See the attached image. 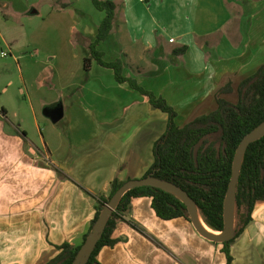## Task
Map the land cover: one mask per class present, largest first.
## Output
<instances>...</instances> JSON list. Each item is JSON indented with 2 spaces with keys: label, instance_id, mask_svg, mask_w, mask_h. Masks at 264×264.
I'll return each mask as SVG.
<instances>
[{
  "label": "crops",
  "instance_id": "crops-1",
  "mask_svg": "<svg viewBox=\"0 0 264 264\" xmlns=\"http://www.w3.org/2000/svg\"><path fill=\"white\" fill-rule=\"evenodd\" d=\"M79 1L0 0L2 13L39 20L32 40L35 50L46 45L41 63L52 69L37 88L47 93L32 103L40 138L21 123L12 129L6 108L0 115V264H46L64 243L81 244L96 215L93 195L108 197L116 178H144L167 127L168 115L113 69L94 61L85 70L104 17ZM113 1L115 27L99 46L104 60L121 58L124 75L165 97L181 127L216 110L229 80L233 91L222 96L237 102L240 83L264 65V0ZM56 33L60 39L48 40ZM58 105L64 116L54 123L46 110ZM125 219L117 244L100 251L102 264H228L222 243L185 217L160 218L150 197L133 198ZM231 254L232 264H264V201Z\"/></svg>",
  "mask_w": 264,
  "mask_h": 264
},
{
  "label": "trees",
  "instance_id": "trees-1",
  "mask_svg": "<svg viewBox=\"0 0 264 264\" xmlns=\"http://www.w3.org/2000/svg\"><path fill=\"white\" fill-rule=\"evenodd\" d=\"M91 1L105 16L99 25L96 38L89 45L90 52L84 60L85 70L89 71L94 61L113 69L120 83L128 82L146 96L155 108L168 115L166 130L154 144V162L144 177L154 176L185 190L196 203L205 223L216 231H223L225 200L233 176L236 152L244 138L264 123V65L240 83L237 102L222 96L233 91V83L229 80L217 95L216 110L198 116L181 127L176 122L177 110L165 97L146 89L136 79L124 75V62L121 58L104 60V53L99 46L115 27L118 5L113 0ZM186 50L187 47L183 46L174 52L179 54ZM124 183L116 178L108 197L93 195L97 200L96 215L89 231L84 235L83 242L79 245L64 243L59 246L60 253L46 264H75L105 205ZM137 197L152 198L153 209L164 220L185 217L192 221L186 203L176 194L155 186L133 188L125 193L111 214L87 264H102L98 258L100 251L104 247L117 244L118 239L114 237V232L119 222L126 221L125 214L132 199ZM259 201H264V136L252 142L244 156L236 194L234 236L222 243L228 264L233 261L231 246L252 223L253 211ZM130 224L139 228L133 223Z\"/></svg>",
  "mask_w": 264,
  "mask_h": 264
},
{
  "label": "rangeland",
  "instance_id": "rangeland-1",
  "mask_svg": "<svg viewBox=\"0 0 264 264\" xmlns=\"http://www.w3.org/2000/svg\"><path fill=\"white\" fill-rule=\"evenodd\" d=\"M79 5L92 17L99 15V11L96 10L91 0H80ZM1 10L0 5V115L3 108H6L5 118L12 129L14 123L16 126L21 123L30 130L32 136L40 138L41 127L35 126L32 107L33 102L37 105L40 102V96L47 93L46 90H37L42 81L40 75L46 70L44 63H41L44 59L43 52L46 50V45L39 44V48L35 50L32 40V34L38 30L39 20L35 17L34 23H31L22 16H10L8 10L4 13ZM100 13L104 17L105 14ZM59 35L58 33L51 34L47 38L48 40L53 37L60 39ZM9 40L15 42L16 50H12ZM3 52L8 53V56H3ZM18 55H20L19 58H17ZM27 58H29L28 61ZM50 63L49 61L46 71L52 70ZM72 64L75 66L77 62L74 61ZM77 66L74 69H77ZM39 116L42 121L44 115L39 113ZM40 124L43 128V123L40 122Z\"/></svg>",
  "mask_w": 264,
  "mask_h": 264
},
{
  "label": "water",
  "instance_id": "water-1",
  "mask_svg": "<svg viewBox=\"0 0 264 264\" xmlns=\"http://www.w3.org/2000/svg\"><path fill=\"white\" fill-rule=\"evenodd\" d=\"M46 115L50 117L54 123H57L64 116V107L62 105H58L54 108H50L46 110ZM263 126L264 123L256 130L251 132L247 137H245L236 152L234 159V166H233V176L225 200V215H224L225 228L221 232L218 231L219 234L212 233L202 226L199 220L200 213L198 211L196 203L185 190L178 187L174 183H171L166 180H162L154 176L144 177L140 179H130L126 181L118 189V191L112 196L109 202L105 205L99 219L97 220L96 224L93 227L92 232L90 233L87 241L85 242L83 248L81 249L75 264H87L91 255L94 252L97 242L100 239L101 234L104 231L111 214L118 206L122 197L125 195L127 191L142 186L160 187L176 194L186 203L194 226L204 237L220 243L229 241L234 236L235 221L234 223H232L230 218L234 205H235V213H236V194H237L238 182L240 180V173H241L244 156L248 146L252 142L264 136Z\"/></svg>",
  "mask_w": 264,
  "mask_h": 264
},
{
  "label": "bare ground",
  "instance_id": "bare-ground-1",
  "mask_svg": "<svg viewBox=\"0 0 264 264\" xmlns=\"http://www.w3.org/2000/svg\"><path fill=\"white\" fill-rule=\"evenodd\" d=\"M263 127H264V126H263ZM263 127H262V128H263ZM203 219H204V218H202V216L199 214V220H200L202 226H203L204 228H206L208 231L212 232V233L219 234L218 231H216V230L210 228V227L205 223V221H204ZM230 220H231L232 223H234V221H235V205H234V207H233V209H232V213H231V218H230Z\"/></svg>",
  "mask_w": 264,
  "mask_h": 264
},
{
  "label": "built area",
  "instance_id": "built-area-1",
  "mask_svg": "<svg viewBox=\"0 0 264 264\" xmlns=\"http://www.w3.org/2000/svg\"><path fill=\"white\" fill-rule=\"evenodd\" d=\"M2 55H3V56H8V53L3 52Z\"/></svg>",
  "mask_w": 264,
  "mask_h": 264
}]
</instances>
